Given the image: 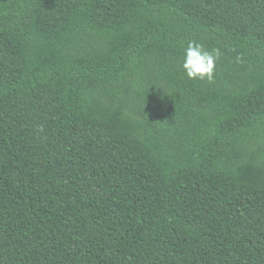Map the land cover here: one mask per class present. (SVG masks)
Here are the masks:
<instances>
[{
  "label": "trees",
  "instance_id": "16d2710c",
  "mask_svg": "<svg viewBox=\"0 0 264 264\" xmlns=\"http://www.w3.org/2000/svg\"><path fill=\"white\" fill-rule=\"evenodd\" d=\"M0 264H264V0H0Z\"/></svg>",
  "mask_w": 264,
  "mask_h": 264
},
{
  "label": "clouds",
  "instance_id": "9594fccd",
  "mask_svg": "<svg viewBox=\"0 0 264 264\" xmlns=\"http://www.w3.org/2000/svg\"><path fill=\"white\" fill-rule=\"evenodd\" d=\"M220 58L218 49L208 50L203 44L191 41L184 49L182 69L189 79L213 81L216 63Z\"/></svg>",
  "mask_w": 264,
  "mask_h": 264
}]
</instances>
